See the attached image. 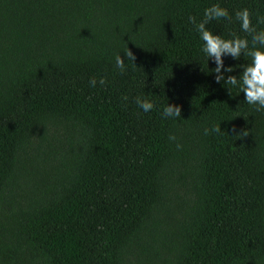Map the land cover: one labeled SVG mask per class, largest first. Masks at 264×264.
Returning <instances> with one entry per match:
<instances>
[{
	"label": "trees",
	"instance_id": "16d2710c",
	"mask_svg": "<svg viewBox=\"0 0 264 264\" xmlns=\"http://www.w3.org/2000/svg\"><path fill=\"white\" fill-rule=\"evenodd\" d=\"M212 3L264 29V0H0V264H264V111L199 51Z\"/></svg>",
	"mask_w": 264,
	"mask_h": 264
},
{
	"label": "clouds",
	"instance_id": "9594fccd",
	"mask_svg": "<svg viewBox=\"0 0 264 264\" xmlns=\"http://www.w3.org/2000/svg\"><path fill=\"white\" fill-rule=\"evenodd\" d=\"M213 20H224L229 23L238 22L240 31L246 36L230 34V38H224L207 27ZM188 22L193 25L198 39L201 41L199 51L204 55L207 62L211 60L215 65L214 68L210 69L214 73V80L228 86L226 88L230 94L232 88H236L238 93L243 92L246 104L253 106L257 112L264 111V29H258L252 23L249 9L244 7L230 13L228 8L222 7L219 3H212L204 8L199 21L195 17L189 16ZM256 24H264V16H257ZM120 53L115 54L114 64L117 69L124 72L129 61L134 65L135 57L128 49L123 51L124 58ZM241 55L247 56L248 62L239 65L242 70L238 75H226L233 72V66L225 65L224 58L230 57L232 60H238ZM97 83L103 85L105 83L104 78L101 77L97 81L93 77L89 81L91 87H95ZM136 104L145 113L154 108L151 100L141 97H136ZM161 115L169 119L180 118L181 105L166 102ZM210 131L219 133L221 129L220 126H213L211 129L204 128V135H208ZM168 139L175 141L176 137L170 134ZM180 147L181 145L176 143V148L179 149Z\"/></svg>",
	"mask_w": 264,
	"mask_h": 264
},
{
	"label": "rangeland",
	"instance_id": "374dc122",
	"mask_svg": "<svg viewBox=\"0 0 264 264\" xmlns=\"http://www.w3.org/2000/svg\"><path fill=\"white\" fill-rule=\"evenodd\" d=\"M179 194H181V195H184V191H183V190H182V191H180V192H179Z\"/></svg>",
	"mask_w": 264,
	"mask_h": 264
}]
</instances>
